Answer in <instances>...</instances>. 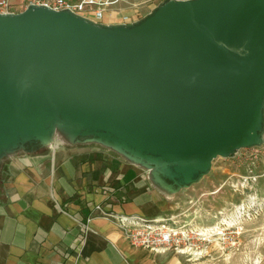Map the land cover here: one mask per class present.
<instances>
[{
	"label": "water",
	"instance_id": "water-1",
	"mask_svg": "<svg viewBox=\"0 0 264 264\" xmlns=\"http://www.w3.org/2000/svg\"><path fill=\"white\" fill-rule=\"evenodd\" d=\"M264 0H162L130 23L29 4L0 12V161L96 142L172 193L258 145Z\"/></svg>",
	"mask_w": 264,
	"mask_h": 264
},
{
	"label": "crops",
	"instance_id": "crops-1",
	"mask_svg": "<svg viewBox=\"0 0 264 264\" xmlns=\"http://www.w3.org/2000/svg\"><path fill=\"white\" fill-rule=\"evenodd\" d=\"M83 15L104 24L137 20L124 0L100 17ZM54 138L0 161V264H175L171 249L131 245L120 222L170 212L171 193L149 170L102 144Z\"/></svg>",
	"mask_w": 264,
	"mask_h": 264
},
{
	"label": "rangeland",
	"instance_id": "rangeland-1",
	"mask_svg": "<svg viewBox=\"0 0 264 264\" xmlns=\"http://www.w3.org/2000/svg\"><path fill=\"white\" fill-rule=\"evenodd\" d=\"M124 1L139 19L162 0ZM170 200L168 225L189 235L182 248L200 250L171 249L175 264H264V122L260 144L216 156L206 174L173 191ZM197 227L208 231L199 234Z\"/></svg>",
	"mask_w": 264,
	"mask_h": 264
},
{
	"label": "built area",
	"instance_id": "built-area-1",
	"mask_svg": "<svg viewBox=\"0 0 264 264\" xmlns=\"http://www.w3.org/2000/svg\"><path fill=\"white\" fill-rule=\"evenodd\" d=\"M119 0H0V12H19L29 4L43 5L54 10L69 9L83 15L90 10L95 17H100L103 10ZM100 213L107 214L99 205L95 207ZM120 222L125 227V237L131 245L151 249L166 248L172 250L182 249L189 239V235L169 226L167 218L163 224L153 220H131L132 216H120ZM122 219V220H121ZM125 221V223H124Z\"/></svg>",
	"mask_w": 264,
	"mask_h": 264
},
{
	"label": "bare ground",
	"instance_id": "bare-ground-1",
	"mask_svg": "<svg viewBox=\"0 0 264 264\" xmlns=\"http://www.w3.org/2000/svg\"><path fill=\"white\" fill-rule=\"evenodd\" d=\"M57 135L60 136V137H63L64 133L61 131V130H57ZM153 222H160L161 224H163L162 222L164 221V218H153L152 219ZM180 231H182V229H180ZM195 231H197L199 234H202L204 233L205 231H208V228H203V227H197L195 229ZM194 248V247H193ZM165 249V248H164ZM202 250V249H201ZM179 252H189V254H198L200 252V250H195V249H192L191 247H188L186 246L185 248H182V249H179Z\"/></svg>",
	"mask_w": 264,
	"mask_h": 264
}]
</instances>
